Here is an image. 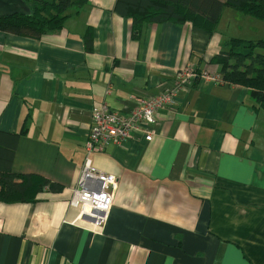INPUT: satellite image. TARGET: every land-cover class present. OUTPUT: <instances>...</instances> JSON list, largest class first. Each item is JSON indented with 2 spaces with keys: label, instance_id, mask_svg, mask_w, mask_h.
<instances>
[{
  "label": "crops",
  "instance_id": "1",
  "mask_svg": "<svg viewBox=\"0 0 264 264\" xmlns=\"http://www.w3.org/2000/svg\"><path fill=\"white\" fill-rule=\"evenodd\" d=\"M89 0L40 40L0 31V131L21 133L17 174L62 186L0 203V264H264V110L212 60L231 27L145 23ZM92 31L88 49L87 32ZM184 84L144 131L89 153L94 107L130 113ZM87 158L118 178L107 223L70 202Z\"/></svg>",
  "mask_w": 264,
  "mask_h": 264
},
{
  "label": "trees",
  "instance_id": "2",
  "mask_svg": "<svg viewBox=\"0 0 264 264\" xmlns=\"http://www.w3.org/2000/svg\"><path fill=\"white\" fill-rule=\"evenodd\" d=\"M30 14L0 17V31L40 40L63 29L68 11L79 9L89 0H23ZM226 8H232L255 20H264V0H117L116 11L133 19L135 27L145 23L204 20L217 25ZM88 49L92 44V31L86 35ZM264 39L233 38L212 63L221 66L222 81L249 89L255 107L264 110ZM21 133L0 131V203L35 200L39 193L60 192L62 186L35 174H17L12 162Z\"/></svg>",
  "mask_w": 264,
  "mask_h": 264
},
{
  "label": "built area",
  "instance_id": "3",
  "mask_svg": "<svg viewBox=\"0 0 264 264\" xmlns=\"http://www.w3.org/2000/svg\"><path fill=\"white\" fill-rule=\"evenodd\" d=\"M207 79L215 80V77L209 73L199 74L193 69L186 70L179 75L181 82L175 89L142 99L128 114L105 104L94 107L87 142L89 153L103 152L110 143L121 145L140 131H144L147 141H152L154 131L150 127L156 125L157 114L174 103L184 84ZM117 188L118 178L96 169L91 159L87 158L70 204L80 209L81 216L89 220L93 227L102 228L108 221Z\"/></svg>",
  "mask_w": 264,
  "mask_h": 264
},
{
  "label": "rangeland",
  "instance_id": "4",
  "mask_svg": "<svg viewBox=\"0 0 264 264\" xmlns=\"http://www.w3.org/2000/svg\"><path fill=\"white\" fill-rule=\"evenodd\" d=\"M221 25V27H231L233 33L230 34L236 39H264V20H255L232 8H226Z\"/></svg>",
  "mask_w": 264,
  "mask_h": 264
},
{
  "label": "water",
  "instance_id": "5",
  "mask_svg": "<svg viewBox=\"0 0 264 264\" xmlns=\"http://www.w3.org/2000/svg\"><path fill=\"white\" fill-rule=\"evenodd\" d=\"M15 14H30V9L23 0H0V17Z\"/></svg>",
  "mask_w": 264,
  "mask_h": 264
}]
</instances>
